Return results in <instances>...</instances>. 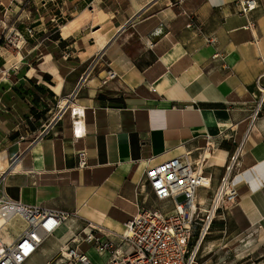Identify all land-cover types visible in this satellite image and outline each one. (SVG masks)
I'll return each mask as SVG.
<instances>
[{"label":"crops","instance_id":"1","mask_svg":"<svg viewBox=\"0 0 264 264\" xmlns=\"http://www.w3.org/2000/svg\"><path fill=\"white\" fill-rule=\"evenodd\" d=\"M237 1L0 0V34L33 27L19 51L0 44V192L68 213L24 264H72L65 245L93 264L128 253L121 234L148 201L147 168L206 148L214 187L236 146L237 204L215 220L196 264H223L209 246L248 235L255 249L229 259L264 264V0L247 15ZM159 24L167 32L151 43Z\"/></svg>","mask_w":264,"mask_h":264},{"label":"built area","instance_id":"2","mask_svg":"<svg viewBox=\"0 0 264 264\" xmlns=\"http://www.w3.org/2000/svg\"><path fill=\"white\" fill-rule=\"evenodd\" d=\"M258 5L259 0H238L237 12L247 15ZM25 31L4 27L0 44L19 51L28 35H32L33 27H27ZM116 75L113 70L108 73L110 78ZM256 85L264 100V73L258 76ZM205 150L197 160L179 155L145 170L148 201L144 200L138 212L128 219L121 234L129 241L131 250L121 253L115 249L107 264H196L215 220L233 208L239 196L234 179L238 173L241 148L236 146L230 152L214 187L211 176L205 171ZM79 156V165L83 166L85 154L81 152ZM67 214L59 209L27 205L0 192V264H24ZM15 227L19 230L13 233ZM5 229L10 232L9 240L3 237ZM83 240L91 242L96 239L87 233ZM73 241L80 240L74 237ZM111 245L110 241L96 240V249L101 253L109 251ZM59 254L72 264H93L77 244L65 245Z\"/></svg>","mask_w":264,"mask_h":264},{"label":"rangeland","instance_id":"3","mask_svg":"<svg viewBox=\"0 0 264 264\" xmlns=\"http://www.w3.org/2000/svg\"><path fill=\"white\" fill-rule=\"evenodd\" d=\"M28 1L31 2V0H28ZM14 232H16V230H13V233ZM208 236H207V238H208ZM207 238H206V240L204 242H208ZM257 239L258 238H256V237H252V235H248V236H245V237H241L238 241H235L232 244L230 243V240H226L224 242V245H222V247H216L215 246L216 244H214L213 246H209V247H211V250L208 253H211L212 256H213V255H217V253H219V252H222V254L225 256V258H224L225 260H223L224 261L223 264H250L251 262H239V263H236V262L231 261L229 258H230V255L231 254L233 255L236 250L239 251V252H241L242 249H246V248H249L251 250V248L253 247L252 246V242L253 241L257 242L258 241ZM208 245H210V244L206 243L207 248H208ZM203 247H204V245H203ZM255 247L256 246L253 247V250L255 249ZM211 259H212V261H214V258H211ZM216 262L215 261L214 262H210V264H219V263H216Z\"/></svg>","mask_w":264,"mask_h":264},{"label":"water","instance_id":"4","mask_svg":"<svg viewBox=\"0 0 264 264\" xmlns=\"http://www.w3.org/2000/svg\"><path fill=\"white\" fill-rule=\"evenodd\" d=\"M167 32V29L164 25H157L148 35V39L151 43L156 42L160 37H162ZM20 152V143H14L8 148V153L10 158H16L19 156Z\"/></svg>","mask_w":264,"mask_h":264},{"label":"bare ground","instance_id":"5","mask_svg":"<svg viewBox=\"0 0 264 264\" xmlns=\"http://www.w3.org/2000/svg\"><path fill=\"white\" fill-rule=\"evenodd\" d=\"M205 181H207V180H205ZM3 237H4V239L9 240L11 238L10 232L6 231V229L3 230Z\"/></svg>","mask_w":264,"mask_h":264},{"label":"trees","instance_id":"6","mask_svg":"<svg viewBox=\"0 0 264 264\" xmlns=\"http://www.w3.org/2000/svg\"><path fill=\"white\" fill-rule=\"evenodd\" d=\"M213 226H214V224H213ZM213 226H212V227H213Z\"/></svg>","mask_w":264,"mask_h":264}]
</instances>
